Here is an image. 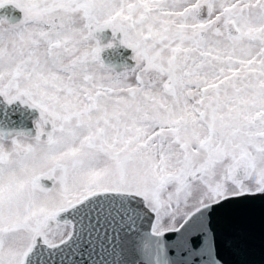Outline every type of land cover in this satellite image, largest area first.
Listing matches in <instances>:
<instances>
[{
    "label": "snow or ice",
    "instance_id": "6c2138e0",
    "mask_svg": "<svg viewBox=\"0 0 264 264\" xmlns=\"http://www.w3.org/2000/svg\"><path fill=\"white\" fill-rule=\"evenodd\" d=\"M5 5L0 96L39 119L0 131V264H225L264 204V0Z\"/></svg>",
    "mask_w": 264,
    "mask_h": 264
},
{
    "label": "water",
    "instance_id": "95a60500",
    "mask_svg": "<svg viewBox=\"0 0 264 264\" xmlns=\"http://www.w3.org/2000/svg\"><path fill=\"white\" fill-rule=\"evenodd\" d=\"M22 16L23 13L13 5L0 8V18L7 19L10 23L18 22ZM96 35L102 45L115 40L113 47L105 48L101 52V60L107 67L119 73L134 65L131 59L132 50L119 42L121 34L117 33L113 38L111 29H105ZM38 119V109L30 108L19 101L8 104L0 96V131H26L34 135V121ZM40 182L45 187L52 186L51 180L41 178ZM241 211L243 216L240 224L247 234L246 239L239 251H234L221 244V258L225 264H264V204L257 200Z\"/></svg>",
    "mask_w": 264,
    "mask_h": 264
},
{
    "label": "rangeland",
    "instance_id": "374dc122",
    "mask_svg": "<svg viewBox=\"0 0 264 264\" xmlns=\"http://www.w3.org/2000/svg\"><path fill=\"white\" fill-rule=\"evenodd\" d=\"M110 42H112V43H115V41H114V40H112V41H110Z\"/></svg>",
    "mask_w": 264,
    "mask_h": 264
}]
</instances>
